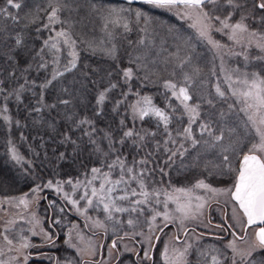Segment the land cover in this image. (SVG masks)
Returning <instances> with one entry per match:
<instances>
[{
	"label": "trees",
	"instance_id": "1",
	"mask_svg": "<svg viewBox=\"0 0 264 264\" xmlns=\"http://www.w3.org/2000/svg\"><path fill=\"white\" fill-rule=\"evenodd\" d=\"M19 2H21V8L17 10L7 6L6 0H0V7L7 6L9 12L17 16L15 22L8 17L0 16V27L4 29L0 32V78L5 81L3 87L6 90L11 91L24 83L19 75L20 68L16 69L15 78L8 75L12 62L7 59V54L14 47L13 38L17 33L24 37L34 54L43 46L44 40L55 37L57 31L66 28L77 40L76 50L79 53L77 69L66 73L59 81L53 82V86L44 92L45 103H57L55 110H46L43 113L31 112L32 106L36 105V96L32 92L24 93L23 104L18 103L14 98L5 101L3 94H0V108L7 103L8 114L12 116L13 121L21 122L20 126L15 123L8 124L0 117V199L31 196L34 193L33 190L39 188L43 194L39 204V215L57 243L56 248L45 250L47 252L44 253L49 256L48 260L33 259L28 264H83L77 251L67 245V235L74 224L89 235L90 232L86 230L89 228V223L67 200L65 193L69 195L75 189L76 196H79L84 190L91 192L92 186L99 188L103 182L102 178L93 180L92 168L110 172L112 179H118L119 167L111 170L107 167L108 164L113 163L116 155H120L121 158L126 157L127 162L131 164L133 160H139L148 153H152V159L158 163L148 166L156 169L146 180L149 190L171 191L173 187L193 185L198 180H204L218 187L232 184V174H222L216 166H223L222 155L227 154L233 167H237L239 156L231 152L223 153L219 145L215 148L211 147L212 137L207 134L201 135L198 125L201 122H210L214 134L222 131L224 140L220 142L221 145H227L230 141H235L237 137H243L242 145L246 150L251 134L245 137V132H250V129L246 130L244 127L246 118L240 111L242 105L229 91L227 82L222 76V68L224 69L225 66L219 61L222 57L227 61L229 68L238 66L241 70L251 69L262 74L261 66H264V63L253 61L258 57L255 50H249L247 60L233 59V53H231L233 46L224 45L217 51L185 22L144 2L67 0L69 8L58 15L61 21H70L71 28L68 23L54 21L49 23L48 17L52 10L49 5H55L56 0H19ZM254 3L255 0H245V8L237 10L230 22H236L241 15H245L247 16L245 22L249 28L263 32L264 11L253 8ZM107 9L121 10L120 23L119 25L109 23L107 26L109 30H104ZM205 10L210 14L220 15L221 18L231 11L224 0L215 6L207 5ZM137 11L142 13L140 17L136 16ZM125 23L128 25L127 29L123 27ZM113 29V33L108 36ZM213 36L221 42H226L217 33H213ZM85 41L91 42L93 47L90 48ZM113 48L115 58L107 54V50ZM62 49V52L58 54L61 69L69 59L68 47L62 45ZM137 56L140 57L139 60H135ZM17 59L20 67H26V60L32 64L33 71L25 73L29 79L43 80L44 76L52 70V53L47 49L45 60L49 63V68L42 71L39 77L35 72L38 61L31 60L29 56H18ZM128 67L133 68L134 76L130 81L125 82L122 70ZM146 75L148 79H145ZM185 75L191 77V80L187 82L193 97L190 103L200 104L201 119L192 125L194 137L200 141L195 146L192 145L191 140L177 136L178 131L187 127L188 117L179 106V101L164 88L166 80L184 84ZM113 83L117 87L108 93V99L102 106V115L96 116L98 92ZM217 85L226 93L224 97L217 95ZM61 88H67L72 96L69 97L68 93L62 92ZM35 91L38 94L40 90L35 89ZM137 93L139 96L136 95ZM143 96L152 97L154 104L165 108L170 113L171 109L167 107L169 103L176 109L172 122L169 124L171 136L177 141L175 144L170 141L167 145L164 143L169 140L168 134L164 132L162 124L159 128L157 127L160 122L155 117L145 118L143 121L134 119L130 106ZM60 98L73 99L75 108L72 105H60L58 103ZM78 100L83 102L78 103ZM208 100L212 101L211 105L207 103ZM117 101H123V103L114 111ZM73 111L79 117L95 120L97 132L94 134V139L99 143L102 152L95 151V146L87 143V137L83 136V132L70 130L71 121L64 117ZM121 120L124 121V126L120 125ZM50 124H54L55 127H49ZM130 128H134L141 135L145 130L153 131L156 132V136L146 137L142 146L133 145L131 140H127L123 146L116 145L118 152H109V141L104 139V133L110 132L113 140H119L123 131ZM64 133L71 135L80 145V149L75 153L73 145L61 143ZM135 139L138 140V138ZM156 141L160 142L159 150H156ZM205 141L208 143L206 144ZM180 144H183L187 151L182 156L178 154L173 157L165 166L162 162L167 160L169 155L165 148L176 150ZM13 148L21 157L19 162L12 157ZM60 153L65 154L64 159L60 158ZM103 153L108 155L105 156ZM161 167L166 174L159 171ZM69 180L71 184L68 183ZM89 180H92L91 186L88 184ZM49 181L52 187L47 186ZM125 187L128 186L119 185L112 195H123L122 189ZM130 187L137 188L139 191L135 182H131ZM140 198L139 196L131 197L133 200ZM163 199L164 195L161 194L159 200L163 202ZM92 200L93 204L88 213L107 227V231L103 234L104 250L113 240L126 236L133 237L143 245L139 233H145L148 229V223L153 215L152 208L161 210L159 206L161 203H156V198H153L150 205L139 206L144 208L143 212L113 213L112 219H108L104 209L97 208L98 199L92 198ZM118 203L124 207L133 206L130 201H118ZM128 219L134 220L135 223L130 226L127 223ZM214 221L224 223L218 217H215ZM34 241L38 239L34 238ZM209 244L216 245L221 253H227L229 260L223 264H231L232 254L225 251L222 241L211 237L204 238L201 246L193 249L188 256L187 264H208L212 255L203 252V249ZM143 251L142 246L137 259L120 247L119 257L114 264H142L139 260L143 256ZM161 257V247L157 245L149 264H166ZM218 257L222 259L223 255L218 254Z\"/></svg>",
	"mask_w": 264,
	"mask_h": 264
},
{
	"label": "snow or ice",
	"instance_id": "2",
	"mask_svg": "<svg viewBox=\"0 0 264 264\" xmlns=\"http://www.w3.org/2000/svg\"><path fill=\"white\" fill-rule=\"evenodd\" d=\"M145 4L151 5L152 7L165 9V10H175L176 14L181 15L182 17L193 20V27H195L202 38H206L213 47L221 49L223 46L214 41L211 37V32L215 28V23L221 25L220 28H215L216 31H223L224 29L230 30L229 39L233 40L236 44L241 45L242 48L251 47L255 43L256 48L261 52H264V32H256L249 29L246 24L247 16L241 15L239 21L232 22V15L237 10H242L245 8V0H224L229 8L231 9L223 18L220 15L210 14L209 11H206V6L218 5L221 3V0H143ZM6 5L11 6L13 9H20L21 2L19 0H6ZM0 7V16L8 17L14 22L17 20V16L9 12L8 7ZM51 13L48 17L49 23L53 21L56 23H68L69 28L72 27L70 21H61L58 13L69 8V3L67 0H56L55 5L50 4ZM253 8L264 11V0H255ZM141 12L137 11L136 16L140 17ZM264 19V17H262ZM105 28L108 24L119 25L120 18L119 13L115 9L108 10L107 15L105 16ZM48 27V25H45ZM125 29L128 28V25L125 23L123 25ZM3 27H0V32H3ZM14 39V47L9 50L7 54V59L12 62V68L8 71V75L15 78L17 76V68H20V78L24 80V83L19 84L16 88L11 91L6 90L3 85L5 81L3 78H0V94H3L4 100L14 98L18 103H24V93L32 92L36 96V105H33L31 112L43 113L46 110L52 111L57 108V103H45L44 101V92L53 86V82L59 81L61 77H64L66 73H70L73 70L77 69L79 61V53L76 50L77 40L73 37V33L66 28L56 32L55 37H49L43 41V46L32 53V50L25 42L24 37L17 33ZM89 47L92 48L93 45L91 42H87ZM143 43V41H141ZM62 45H67L69 51L67 56V62L63 65V68L60 67V58L59 53L62 52ZM48 50L52 53L51 65L52 70L48 75L44 76L43 80L38 79H29L25 73H30L33 71L32 64L27 60L25 61L26 67H20L18 56H29L33 61H38L36 63L35 72L39 77L40 73L49 68V63L45 60V50ZM95 50V49H93ZM107 54L115 58V51L113 49L107 50ZM245 60L248 59L245 55ZM264 59V57H260ZM140 57H135V60H139ZM134 62V61H133ZM183 67V64H181ZM123 77L125 82L130 81L133 76V68L128 67L122 70ZM86 75V73H85ZM145 79H148V76H145ZM231 80V77H228ZM185 83L178 84L172 80H166L164 82V88L167 89L171 96L175 100L179 101V106L182 108L183 113L188 117L187 127L177 132V136H183L187 140H191L192 145L200 143L196 140L193 134L192 125L196 124L198 120L201 119L200 104L190 103L193 100L192 95L189 92L187 87V82L191 80L190 76L185 75ZM236 84L241 85L240 88H233L232 95L235 96L241 103L240 111L245 114L247 117L244 127L246 130L250 129L251 138L247 141V147L242 145L243 137H237L235 141H230L227 145H221L220 142L224 140V133L221 131L219 134H214V130L211 127L210 122H201L198 127L201 135L207 134L212 137L213 143L210 145L215 148L218 145L221 147L223 153L231 152L233 155L239 156V165L233 167L232 162L229 159V155H222L223 166H216L220 169L222 174H232V184L230 187L217 188L213 187L211 184L205 183L204 180H198L191 187H173L171 191L167 189L160 190H149L146 180L150 177L151 173L156 171L155 168H149V165L157 164L158 162L152 159V153H148L146 156L142 157L139 160H133L131 164L127 162V158H121L120 155H116L113 163L108 164L107 167L111 170L113 168L119 167V178L112 179L110 172H102L100 168H92V179H101L102 183L99 188L92 186L91 193L86 190L84 193L85 197H94L97 198L99 203L103 205L104 211L108 213V219H112L113 213H125V212H143L144 208L139 207L141 205H150L153 198H156V203H163L165 211H157L155 208H152V222L153 226L157 217H162L165 221L164 227H167L168 223L174 222L175 219H179L180 226L183 227L184 221L189 219H195L198 215H202V210L207 204V200L200 195H196L197 189H204L208 193L212 194V197L224 196L229 200L234 202L233 207V219L236 221L237 226L241 227L242 230L247 233L248 228H253L255 235V242L249 245L247 251H240L236 247L235 240L229 243L228 247L232 249L234 256L232 257V264H237L236 256L240 257L241 264H264V260L257 262L252 258V254L258 250H264V76L259 73H242L235 80ZM30 86V87H26ZM117 85L115 83L110 84L108 87L99 91L96 97L97 111L95 112L96 116L102 115L103 104L108 99V93L115 89ZM232 87V84L229 85ZM39 89V93L35 91ZM61 91L68 93L69 97L72 96V93H69L67 88H61ZM216 93L220 97H224L226 93L221 90L220 86L217 85ZM139 96V93L136 94ZM78 103H82V100H78ZM60 105L68 106L72 105L75 108L73 99L71 98H60L58 100ZM123 101H117L114 111L119 107ZM209 105L212 104L211 100H208ZM132 115L134 119H139L140 121L145 120V118L155 117L160 123L157 124V127H160V124L163 125V130L168 134L169 140H166L164 143L167 145L169 141L175 144L177 141L172 138L171 132L169 130V124L172 122L173 114L176 109L172 108L171 104L167 105L171 109V113L165 108H161L154 104L152 97L143 96L140 97L134 104L131 106ZM9 109L7 103H4L3 107L0 108V117L8 124L15 123L17 126H20L21 122L19 120L13 121L11 115L8 114ZM31 114V113H30ZM64 119L71 121L69 125L70 130H79L83 132V136L87 137V143L95 146V151L102 152L99 143L94 139V134L97 132L95 127V120L89 119L87 117H79L78 114L73 111L70 115L66 114ZM120 125L124 126V121H120ZM49 127L54 128V124H50ZM90 129V130H89ZM151 136L155 137L156 132L145 130L144 134L141 135L140 132L136 131L134 128H130L126 131H123L122 136L119 140H113L111 133H104V139L108 140V149L109 152L116 153L119 149L116 145L123 146L127 140H131L133 145L140 144L145 141V138ZM249 136V131L245 132V137ZM135 138H138L135 139ZM83 139V138H81ZM70 143L73 145L74 153L80 149V145L76 140L72 138L68 133L63 134V139L61 143ZM207 144L208 141H205ZM159 141H156V150H159ZM183 149V151H181ZM165 151L169 153L168 159L162 163L167 166L168 162L172 160L173 157L183 155L187 149H184V145L180 144L179 148L172 150L170 148H165ZM242 152V155H241ZM105 156L108 153H103ZM60 158L64 159V153H60ZM13 159L19 160L21 157L16 152L15 148L12 149ZM139 166V170H137ZM225 169L227 170L225 172ZM159 171L162 174H166L164 168H159ZM127 175V179L125 176ZM135 182L139 188H131L130 183ZM68 183L71 184L69 180ZM88 184L92 185V180L88 181ZM126 185L122 189L123 195L113 196L112 194L117 191L119 185ZM48 187H52L51 181H49ZM34 192H38L39 188L34 189ZM163 194L166 199L161 202L159 196ZM67 197V193H65ZM141 197L140 199H131V197ZM118 201H130L132 207H124L118 203ZM193 201H196L194 204ZM21 204L27 205V200L25 198H20L19 201ZM172 202L176 205L175 211L179 213V217H174L173 214L167 211L168 203ZM73 205H77L78 201L72 200ZM88 206H92V198L87 199ZM236 207L242 210L243 219H239L236 213ZM80 211L79 208H77ZM62 211V209H61ZM87 211V209H84ZM98 227L103 228L104 224L100 221L95 222ZM127 223L131 226L135 222L132 219H128ZM255 226V227H253ZM217 227H222L217 225ZM228 229H232L231 224L227 225ZM163 230L162 228L160 229ZM232 234L235 236L236 233L233 230ZM143 235V233H139ZM45 238L51 241L52 237L45 233ZM147 242H151L152 237L145 238ZM158 240L159 237H156ZM239 239L244 240L245 237L241 236ZM5 240L9 245L12 244L11 240H8L5 236ZM27 238L21 237L20 248L27 249L33 247ZM112 248H116V241H112ZM190 247V246H188ZM127 250V246H125ZM187 251L186 247L183 251L178 249H172L171 254L169 248L166 246L163 251V258L166 264H187ZM151 248L147 251H144L142 259H151L150 256ZM3 253L0 252V255ZM109 255H111V250H109ZM139 256V253H137ZM203 255V253H201ZM25 264H27L28 256L23 257ZM0 264H6L4 260H0ZM211 264H222L221 260L216 256H211Z\"/></svg>",
	"mask_w": 264,
	"mask_h": 264
},
{
	"label": "rangeland",
	"instance_id": "3",
	"mask_svg": "<svg viewBox=\"0 0 264 264\" xmlns=\"http://www.w3.org/2000/svg\"><path fill=\"white\" fill-rule=\"evenodd\" d=\"M160 10L172 15L173 17L177 18V20L185 22L188 26H190L191 29H193V31L197 35H199L197 29L192 26L194 23L193 20H189L188 18L176 14L175 10L172 11L165 9H160ZM117 12L120 14L121 10H117ZM220 27L221 25L219 23L217 24L215 23V28H220ZM115 28L117 27L115 26ZM215 28L211 32L212 39L222 46L224 45L233 46L234 48L233 51L231 52L233 53L232 55L233 59L244 58L245 55H247L249 59V55H248L249 50L253 49L255 50V54L258 55V57L255 60L253 59V61H262V63H264V59L260 58V57H264V52H261L258 48H256L255 43H253L251 47L242 48L241 45L236 44L233 40L229 39L230 30L224 29L223 31H216ZM249 29L260 33V31L253 30L251 28ZM104 30H109V28L104 27ZM113 31L114 29L108 34V36H110L113 33ZM213 33L215 34L217 33V35L223 37L224 39L222 38L221 39L225 40L226 42H221L217 40L213 36ZM203 39L208 42L206 38ZM208 44L217 51L220 50L213 47L211 43L208 42ZM226 62L227 61L223 60L221 57L219 63L225 66L224 69L222 68L223 70L222 76L224 77V80L227 82L228 89L231 93L233 88L241 87V85H238L234 82L237 79V77L240 76L242 73H253V72L258 73V71L251 69L241 70L239 69L238 66L229 68L227 67ZM263 67L264 66H261L262 76H264ZM228 77H231V80H229ZM230 84H232V87H229ZM245 118L247 119L246 116ZM193 185H188V186L185 185V187H191ZM212 186L217 188H225V187H230L231 184L222 187H218L214 185ZM85 191L86 190L82 191L79 194V196H76L75 194L76 191L74 189L73 192L67 195L68 198L67 200H69L70 202L72 200L78 201L77 205H73V204L72 205L76 208V210L77 208L80 209L78 213H80L81 216L89 223L88 226L89 228L86 229L90 232L89 235L85 233L76 224H74L70 228V231L67 235V245L70 248L77 251L76 253H78L80 259L83 260L82 261L83 264H114L117 258L119 257L120 247L126 253L132 254L135 257H137V259H139L137 253L140 254L142 246L144 251H147L149 248H151V252H150V256H151L157 245H160L161 247V251H162L161 258L164 262L165 260L163 258V251L166 246L169 248L170 254L172 249H178L180 251H183L187 247L188 251H187L186 259H188V256L193 251V249L201 246V243L203 242L204 238L211 237L212 235H216V236L225 235L224 234L225 231L223 229L216 228L212 224V221L215 220V217L222 219L224 223H228V225L231 224L233 226L232 229L237 231L239 234L242 235L244 233L242 228L237 226L236 221L233 219V207H234L233 201L229 200L224 196H216L213 198L212 194L208 193L206 190L197 189L196 195L203 196L207 200V204L205 205V208L202 210L203 212L202 215H198L195 219L185 220L183 227L180 226L179 219H175L174 222L168 223L167 227H164L165 221H163L162 217H157L155 221V225L157 227H154L151 218V220L148 223L149 225L148 229L146 230L145 233H143V235H140L139 237L143 245L137 242L133 237L126 236L119 239H115L117 245L116 248H112L111 246L112 242H111L108 246H106L104 250L105 240L103 234L105 231H107V227L105 225L103 228L98 227L95 222L99 220L94 218L91 214L88 213L90 206H88L87 204V199L94 197H90V195L89 197H85L84 196ZM88 192L89 194L91 193L90 191ZM20 198L22 197L2 198V200L0 199V252L3 253L2 255H0V260H4L6 264H25V261L23 259L24 256H28L27 264L33 259L48 260L49 256L47 255V253H44L47 252L45 250L56 248L57 243L53 239L52 234L46 229L44 221L39 215V204L43 199V194L41 193V191H38V192H34L31 196H24L23 198L27 200V205L21 204L19 202ZM165 199L166 197L164 196L163 201ZM193 203L195 204L196 201H193ZM96 206L97 208L104 209L103 205L100 203L97 204ZM159 206L161 207V210L159 211L161 212L165 211L163 207V203H161V205ZM84 209H87V211H84ZM175 209H176V205L172 202H169L167 211L173 214L174 217H179L180 214L177 213ZM236 213L239 219H243V214L238 207H236ZM106 214L108 215L107 212ZM161 228L163 229L162 231L160 230ZM45 233H47L49 236L52 237L51 241L45 238ZM5 236H7L8 240L12 241L11 245L7 243V241L5 240ZM149 236L152 237L150 243L147 242L145 239L146 237ZM21 237L27 238V240L31 243V245L34 246L29 247L27 249H21L20 248ZM156 237H159V239L157 240ZM34 238H37L38 241H34ZM233 240H235L236 247L238 250L247 251L249 245L255 242L254 231L253 229L250 228L244 240H239L235 238L234 235L228 239L220 240L222 241L223 247H225V251H228L232 254L230 257L231 264L234 253L232 252V249L228 247V245ZM125 246H127V250L125 249ZM109 250H111V255H109ZM203 250H204L203 252H206L212 256L216 255L218 257V254H222L223 258L220 259L222 264L225 261L229 260V256L226 255L227 253L225 254L224 252L221 253L220 249L217 248V246L214 244H209L206 247L204 246ZM262 251L264 250H258L253 252L252 258L255 259L257 262L264 260V252ZM150 261L151 259L148 260L142 258L139 260V262L142 264H149ZM236 262L237 264H241L239 256H236ZM208 264H211V261L208 262Z\"/></svg>",
	"mask_w": 264,
	"mask_h": 264
},
{
	"label": "flooded vegetation",
	"instance_id": "4",
	"mask_svg": "<svg viewBox=\"0 0 264 264\" xmlns=\"http://www.w3.org/2000/svg\"><path fill=\"white\" fill-rule=\"evenodd\" d=\"M212 220H213V218H212ZM212 224L216 227V228H219V229H223L224 231H225V235H212L211 237L212 238H216V239H218V240H224V239H228V238H230L231 236H233V234H232V232H233V230L234 229H228L227 228V225H228V223H217V222H215L214 220L212 221ZM217 225H221L222 227H217ZM250 228H248V230H249ZM251 229H253V228H251ZM248 230H247V232H248ZM235 231V230H234ZM235 233H236V235L234 236L235 238H237V239H239V237H241V236H244V237H246V235H247V233H243L242 235L241 234H239L237 231H235ZM214 238V239H215ZM239 240H241V239H239Z\"/></svg>",
	"mask_w": 264,
	"mask_h": 264
},
{
	"label": "water",
	"instance_id": "5",
	"mask_svg": "<svg viewBox=\"0 0 264 264\" xmlns=\"http://www.w3.org/2000/svg\"><path fill=\"white\" fill-rule=\"evenodd\" d=\"M127 1H136V2H143V0H127ZM240 162V161H239ZM239 165V164H238ZM240 210V209H239ZM242 212V210H240ZM255 227V226H253Z\"/></svg>",
	"mask_w": 264,
	"mask_h": 264
}]
</instances>
